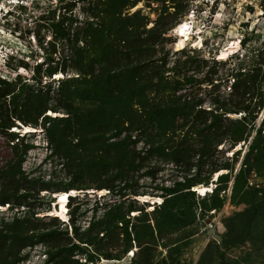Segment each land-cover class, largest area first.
Segmentation results:
<instances>
[{
  "label": "rangeland",
  "instance_id": "1",
  "mask_svg": "<svg viewBox=\"0 0 264 264\" xmlns=\"http://www.w3.org/2000/svg\"><path fill=\"white\" fill-rule=\"evenodd\" d=\"M21 1L0 0V264H264V0ZM190 13L203 40L176 49Z\"/></svg>",
  "mask_w": 264,
  "mask_h": 264
},
{
  "label": "bare ground",
  "instance_id": "2",
  "mask_svg": "<svg viewBox=\"0 0 264 264\" xmlns=\"http://www.w3.org/2000/svg\"><path fill=\"white\" fill-rule=\"evenodd\" d=\"M257 15L260 14H264V8H258L257 9ZM193 13H190L185 19L180 20L175 26H174V33L176 35V40L174 42V46L176 49H181L183 48L187 41L191 42V46L194 45V43L192 42V37L197 35V38L201 37V41L203 40V36H202V30L201 29H191V25H190V20L193 17ZM216 15V14H215ZM219 15H217L216 17V22H219ZM253 28H254V24H253ZM4 36V35H3ZM234 39V38H233ZM237 42H229L228 45L232 47L235 46ZM202 45H197V47H201ZM237 47V46H236ZM2 54V53H1ZM57 75V74H56ZM22 130L23 131H28L30 128L27 125H22ZM35 127V126H34ZM219 173H216L214 176V179L216 180L218 177ZM213 179V180H214ZM193 190L197 191L198 195H205L207 192L212 190V185L208 184V183H196L193 186ZM82 192V190L80 189H76V188H69L67 190L61 191V192H53L54 196H56V202L54 203L55 206L54 208L50 211V213L56 217H58L60 220L65 221L67 220V210H68V204L70 201V197H74V196H78L80 195ZM91 192V190H90ZM107 191L106 189H97V194L103 195L105 194ZM85 193V192H84ZM141 201L143 202H157L160 201L159 197L156 196H152L149 194H139L137 196Z\"/></svg>",
  "mask_w": 264,
  "mask_h": 264
},
{
  "label": "clouds",
  "instance_id": "3",
  "mask_svg": "<svg viewBox=\"0 0 264 264\" xmlns=\"http://www.w3.org/2000/svg\"><path fill=\"white\" fill-rule=\"evenodd\" d=\"M13 3L14 4L23 3V1L18 0L16 2H12L11 4H13ZM9 10H10L9 8L6 9L5 6L1 5L0 6V13H1V15L0 16H2V17L5 16Z\"/></svg>",
  "mask_w": 264,
  "mask_h": 264
},
{
  "label": "trees",
  "instance_id": "4",
  "mask_svg": "<svg viewBox=\"0 0 264 264\" xmlns=\"http://www.w3.org/2000/svg\"><path fill=\"white\" fill-rule=\"evenodd\" d=\"M189 187V186H188ZM69 188H76L77 189V187H75V186H72V187H69ZM69 188H67V189H69ZM67 189H64V190H67ZM60 191V190H59ZM189 192H191V193H195L194 191H191V190H188ZM71 198H73V197H70L69 199H71Z\"/></svg>",
  "mask_w": 264,
  "mask_h": 264
},
{
  "label": "water",
  "instance_id": "5",
  "mask_svg": "<svg viewBox=\"0 0 264 264\" xmlns=\"http://www.w3.org/2000/svg\"><path fill=\"white\" fill-rule=\"evenodd\" d=\"M83 191V190H82ZM85 192V191H84ZM53 198H55L56 199V196H53Z\"/></svg>",
  "mask_w": 264,
  "mask_h": 264
}]
</instances>
